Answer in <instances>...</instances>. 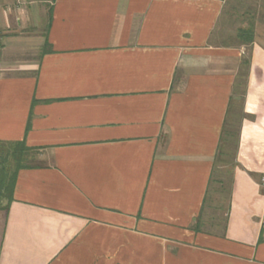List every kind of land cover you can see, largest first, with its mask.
Listing matches in <instances>:
<instances>
[{
    "label": "crops",
    "instance_id": "1",
    "mask_svg": "<svg viewBox=\"0 0 264 264\" xmlns=\"http://www.w3.org/2000/svg\"><path fill=\"white\" fill-rule=\"evenodd\" d=\"M37 5L0 0V143L33 147L0 264H264L261 95L204 215L250 46L230 23L264 58V0H51L42 35Z\"/></svg>",
    "mask_w": 264,
    "mask_h": 264
},
{
    "label": "rangeland",
    "instance_id": "2",
    "mask_svg": "<svg viewBox=\"0 0 264 264\" xmlns=\"http://www.w3.org/2000/svg\"><path fill=\"white\" fill-rule=\"evenodd\" d=\"M18 1L24 2L25 0ZM35 1L38 3L36 7L37 20L33 21L36 25L35 32L42 35L45 31L44 29L46 23V21H44V17H47L51 0ZM235 14L237 16L236 18H240V16L242 15L241 11L239 10L236 11ZM242 22L243 21H231L230 23L229 28H231L232 30L231 42L234 44L243 41V37L245 35H241L242 30L252 29L254 31L252 21H244L245 24H242ZM239 28H242V30L239 31ZM255 34L256 32L254 31V40ZM235 35H237L239 38H237V36ZM251 44L247 48L246 54L242 59L240 71L238 73L236 83L232 92L230 110L227 115V131H225L224 133L225 141L222 142L220 148L223 152H221L216 161V170L214 174L215 182L212 183V188H210L211 190L206 202L204 215L209 216L213 209H218L216 208L218 205H220L221 208L219 209H222V211L226 209L227 203L229 201V196L234 189L232 186V182L234 179L235 168L237 167V163L234 159L237 157L239 142L241 140L240 133L245 128L249 129L250 126L254 125V119L257 114V109L253 103L254 101H256V99H258L260 95L261 97H264V73L260 74V71L258 69L256 70L257 74L254 73V70L252 71V69L255 68V65L264 67V58L258 55V50H255V45ZM255 76H262V80L260 81H262L261 83L263 84L260 83V86L254 84ZM255 191H257V193L260 192L264 196V185L262 183V180L260 181V185H257L255 187ZM3 220V211H0V237L2 232Z\"/></svg>",
    "mask_w": 264,
    "mask_h": 264
},
{
    "label": "trees",
    "instance_id": "3",
    "mask_svg": "<svg viewBox=\"0 0 264 264\" xmlns=\"http://www.w3.org/2000/svg\"><path fill=\"white\" fill-rule=\"evenodd\" d=\"M243 42L251 44L254 40V31L252 29L242 30ZM230 107L228 109V112ZM228 115V114H227ZM227 131V118L224 123L220 147L216 158L221 154V144L224 139V133ZM33 147L26 144L25 140L11 143H0V211H7L14 197V189L18 171L26 166V161Z\"/></svg>",
    "mask_w": 264,
    "mask_h": 264
},
{
    "label": "built area",
    "instance_id": "4",
    "mask_svg": "<svg viewBox=\"0 0 264 264\" xmlns=\"http://www.w3.org/2000/svg\"><path fill=\"white\" fill-rule=\"evenodd\" d=\"M262 183H263V185H264V177H263V179H262Z\"/></svg>",
    "mask_w": 264,
    "mask_h": 264
}]
</instances>
